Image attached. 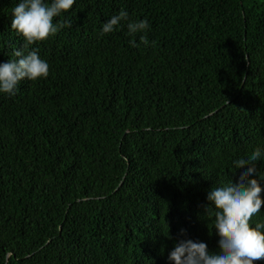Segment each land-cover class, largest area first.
Wrapping results in <instances>:
<instances>
[{
	"label": "trees",
	"instance_id": "trees-1",
	"mask_svg": "<svg viewBox=\"0 0 264 264\" xmlns=\"http://www.w3.org/2000/svg\"><path fill=\"white\" fill-rule=\"evenodd\" d=\"M17 2L0 62L23 44ZM121 10L148 45L100 34ZM56 19L72 27L33 46L48 77L0 95V264H168L181 229L218 252L207 192L264 147V0H76Z\"/></svg>",
	"mask_w": 264,
	"mask_h": 264
},
{
	"label": "clouds",
	"instance_id": "clouds-1",
	"mask_svg": "<svg viewBox=\"0 0 264 264\" xmlns=\"http://www.w3.org/2000/svg\"><path fill=\"white\" fill-rule=\"evenodd\" d=\"M75 3L76 0H18L11 12V29L22 38L23 44L12 53L14 59L0 62V95L15 96L22 81L35 82L48 77L49 64L40 57L39 48L33 46L72 27L70 20L61 22L56 18L68 13ZM122 23L130 37L140 34V43H150L147 20L130 21L125 10L111 16L100 34H111ZM129 46L140 45L129 39ZM257 162H264V147H253L232 160L233 172L242 169L235 183L228 179L207 192L204 213L211 219L212 231L218 237V252H209L204 242L184 238L185 230L181 229L167 255L168 264H253L264 259V220L254 226L251 223L253 217L262 214L264 205L261 197L264 171L257 172Z\"/></svg>",
	"mask_w": 264,
	"mask_h": 264
}]
</instances>
